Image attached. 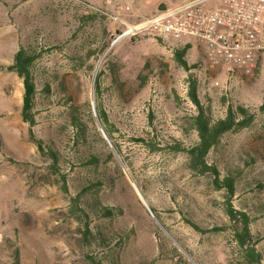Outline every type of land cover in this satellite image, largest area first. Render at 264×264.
I'll list each match as a JSON object with an SVG mask.
<instances>
[{
	"label": "rangeland",
	"instance_id": "obj_1",
	"mask_svg": "<svg viewBox=\"0 0 264 264\" xmlns=\"http://www.w3.org/2000/svg\"><path fill=\"white\" fill-rule=\"evenodd\" d=\"M186 1L0 0V264H248L230 205L250 216L251 242L264 258V62L233 78L223 62L210 68L205 44L188 38L186 59L196 68L186 71L175 57L184 44L147 32L119 40L127 25ZM21 47L36 56L33 131L45 155L23 120L24 80L9 69ZM99 74V101L130 168L110 139L105 146L90 132L84 143L70 125L72 105L83 120L86 104L96 106ZM192 80L213 120L231 105L255 114L208 157L222 181L235 180L233 196L182 150L198 141ZM92 153L100 165L83 166ZM100 205L120 214L99 216Z\"/></svg>",
	"mask_w": 264,
	"mask_h": 264
},
{
	"label": "trees",
	"instance_id": "obj_2",
	"mask_svg": "<svg viewBox=\"0 0 264 264\" xmlns=\"http://www.w3.org/2000/svg\"><path fill=\"white\" fill-rule=\"evenodd\" d=\"M190 49L191 45H186L185 47L177 49L175 52V57L178 64L186 71H190L191 68H196V66L191 67L186 59ZM35 61V54L27 51L24 47H21L15 55L14 64L9 69L17 73L24 80L25 93L22 112L23 120L24 122L30 124V141L37 146L41 154L45 155L46 147L44 141L38 139L33 131V127L35 126L34 108L37 92L34 76L32 73ZM102 89L101 75L99 74L95 81V93L97 95L96 106H92L90 103L86 104L88 116L87 119L83 120V117L80 115L81 107L72 105L70 111V125L73 128L75 136L78 140L81 137H84L83 142L88 143V135L90 132H92L100 141H103L106 146V140L104 139L105 135H102L103 133L99 129L95 119L96 112V115L108 139H110L118 155L120 158H122V162L126 164L124 165L130 168L127 161L123 158V151L121 147L115 142L114 129L110 123L107 113L99 101L101 98ZM189 97L196 106L198 112L193 120L194 129L198 135V141L192 147L182 150L187 152L190 159V166L194 170H198L202 175L210 174L211 176H214L215 183L218 185V188L225 187L228 190L230 196H233L236 191L235 180L228 176L222 181L220 179V171L217 169V167L209 164L208 157L213 149L216 148L220 143L225 134L250 127L255 120V114L244 106L235 107L231 105L228 108L227 114L224 118L213 120L199 99L196 80H192L191 82ZM137 141L146 143L145 140ZM178 149H180V147H178ZM51 155L54 159H56V153L52 150ZM109 157L114 160L115 155L112 151H109ZM81 160V164L86 167L98 166L101 163L100 155L97 153H92L88 157H83ZM98 210L99 216L104 218H113L120 214L118 213L119 210L116 208L104 205H100ZM227 213L231 223H233L236 227L235 235L238 239L239 247L245 254L248 264H262L264 261L263 255L256 249L255 246H253V243L251 242L252 235L250 229V216L245 212L237 211L232 205L228 207ZM190 224H192L193 228L196 230H201L195 223L190 222ZM93 236V230L91 229L89 222H87L85 224V238L88 239L89 237ZM90 260L92 261V264H106L98 257H93Z\"/></svg>",
	"mask_w": 264,
	"mask_h": 264
},
{
	"label": "built area",
	"instance_id": "obj_3",
	"mask_svg": "<svg viewBox=\"0 0 264 264\" xmlns=\"http://www.w3.org/2000/svg\"><path fill=\"white\" fill-rule=\"evenodd\" d=\"M145 32L183 47L192 48L188 38L201 40L210 68L223 62L231 77L249 76L264 62V0H189L127 25L119 40Z\"/></svg>",
	"mask_w": 264,
	"mask_h": 264
},
{
	"label": "water",
	"instance_id": "obj_4",
	"mask_svg": "<svg viewBox=\"0 0 264 264\" xmlns=\"http://www.w3.org/2000/svg\"><path fill=\"white\" fill-rule=\"evenodd\" d=\"M164 9H165V7L160 8V10H164ZM98 122H99V120H98ZM99 126H100L101 131H102L103 134L105 135V137L108 139V137H107L106 133L104 132V130H103V128H102L100 122H99ZM108 140H109V139H108ZM110 145H111V147H112V149H113L115 155L117 156V158L121 161V158H120V156L118 155V153L116 152V150L114 149L113 145H112L111 143H110ZM131 179H132V178H131ZM132 181H133L134 186L137 188V190L139 191L140 195L142 196V198H143L144 201H145V198H144L143 194L141 193L140 189L138 188L137 184L135 183V181H134L133 179H132ZM193 263L195 264V262H193Z\"/></svg>",
	"mask_w": 264,
	"mask_h": 264
},
{
	"label": "bare ground",
	"instance_id": "obj_5",
	"mask_svg": "<svg viewBox=\"0 0 264 264\" xmlns=\"http://www.w3.org/2000/svg\"><path fill=\"white\" fill-rule=\"evenodd\" d=\"M134 31H135L134 28H132V29L130 30L131 33L134 32Z\"/></svg>",
	"mask_w": 264,
	"mask_h": 264
}]
</instances>
